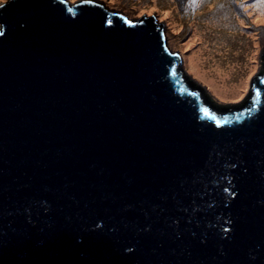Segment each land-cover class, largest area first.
Returning <instances> with one entry per match:
<instances>
[{
  "label": "water",
  "instance_id": "1",
  "mask_svg": "<svg viewBox=\"0 0 264 264\" xmlns=\"http://www.w3.org/2000/svg\"><path fill=\"white\" fill-rule=\"evenodd\" d=\"M0 3V264H264V38L225 111L154 16Z\"/></svg>",
  "mask_w": 264,
  "mask_h": 264
},
{
  "label": "rangeland",
  "instance_id": "2",
  "mask_svg": "<svg viewBox=\"0 0 264 264\" xmlns=\"http://www.w3.org/2000/svg\"><path fill=\"white\" fill-rule=\"evenodd\" d=\"M70 5L83 0H67ZM116 14H124L128 20L155 17V23L163 26L164 37L171 53L183 57L204 47V39L212 44V56L228 65L233 63L236 80L246 72L245 64L252 60L251 53L258 49L264 38V0H97ZM197 42L192 44L195 34ZM226 45L231 50H215ZM215 41V42H213ZM210 51V52H211ZM251 55V56H250ZM224 64V65H225ZM235 81V80H233ZM221 106H228L234 97L223 98L204 79L198 83ZM237 95V93H236Z\"/></svg>",
  "mask_w": 264,
  "mask_h": 264
},
{
  "label": "bare ground",
  "instance_id": "3",
  "mask_svg": "<svg viewBox=\"0 0 264 264\" xmlns=\"http://www.w3.org/2000/svg\"><path fill=\"white\" fill-rule=\"evenodd\" d=\"M196 36L201 40L203 39V35L201 33L199 34L196 32L195 36L193 37L192 44H195V42H197ZM204 40L206 41L203 43L204 47H201L200 50H198L197 52L190 54H196L199 59V62L205 73L202 79H204L208 84H210V86H212L217 93H220L219 95L223 98L228 96L235 97L243 80L242 75L239 77L238 80H236L234 77L233 71L235 67L233 66V63L236 62H232L226 65L224 63L225 61L223 62V60H221L220 58L212 56V44L207 38ZM222 43H224L225 45L220 46L219 43H216L219 48L215 47L214 49L220 50L221 52L225 51L223 50L224 48L227 50H231L226 45V41L223 40ZM255 51L256 49H254L251 53L252 56ZM248 65L249 61L246 62L245 68H247Z\"/></svg>",
  "mask_w": 264,
  "mask_h": 264
},
{
  "label": "trees",
  "instance_id": "4",
  "mask_svg": "<svg viewBox=\"0 0 264 264\" xmlns=\"http://www.w3.org/2000/svg\"><path fill=\"white\" fill-rule=\"evenodd\" d=\"M263 75H264V72H263ZM187 80H188V82L189 83H192L195 87H197V88H199L200 90H202L203 91V93H204V96H205V98L208 100V101H210V103L213 105V106H215L217 109H219V110H225V111H228V110H235L236 108H239L240 106H221L220 104H218V103H216L211 97H210V95L207 93V91H205L204 89H203V87H201V86H199L198 84H195L193 81L191 82L190 80H189V77L188 78H186ZM246 101V100H245ZM244 101V102H245ZM243 102V103H244ZM242 105V104H241Z\"/></svg>",
  "mask_w": 264,
  "mask_h": 264
},
{
  "label": "clouds",
  "instance_id": "5",
  "mask_svg": "<svg viewBox=\"0 0 264 264\" xmlns=\"http://www.w3.org/2000/svg\"><path fill=\"white\" fill-rule=\"evenodd\" d=\"M63 1H65L66 3H68L69 4V2L67 1V0H63ZM83 1H86V0H83ZM2 7H4V4L3 3H0V8H2ZM4 26H2V25H0V29H2ZM3 34V32L2 31H0V35H2ZM182 57V56H181Z\"/></svg>",
  "mask_w": 264,
  "mask_h": 264
}]
</instances>
